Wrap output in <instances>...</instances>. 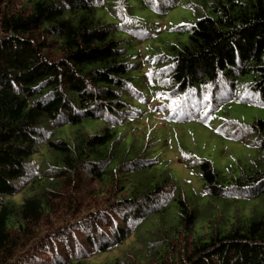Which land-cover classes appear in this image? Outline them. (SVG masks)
<instances>
[{
	"label": "trees",
	"instance_id": "trees-1",
	"mask_svg": "<svg viewBox=\"0 0 264 264\" xmlns=\"http://www.w3.org/2000/svg\"><path fill=\"white\" fill-rule=\"evenodd\" d=\"M129 1L0 0V264H91L116 250L103 264H264V214L196 233L197 206L158 171L156 136L134 126L138 95L189 100L242 79L264 98V0L189 1L203 16L148 71L132 62L149 35ZM138 1L163 15L177 0ZM248 128L260 164L226 177L196 164L211 206L264 194V122Z\"/></svg>",
	"mask_w": 264,
	"mask_h": 264
},
{
	"label": "rangeland",
	"instance_id": "rangeland-1",
	"mask_svg": "<svg viewBox=\"0 0 264 264\" xmlns=\"http://www.w3.org/2000/svg\"><path fill=\"white\" fill-rule=\"evenodd\" d=\"M189 1L177 0L172 9H163V15L142 7L138 0L129 1L133 7L132 15L138 22V32L146 31L149 35V39L132 45L130 53L135 56L132 59L134 64L141 63L143 70L148 71L152 61L163 54L168 45L186 43V34H180L177 30L182 24H194L196 18L204 14L200 12L197 15L187 6ZM170 2L172 5V0H166L161 5ZM245 81L236 80L232 88V84L226 80L219 85L216 95L201 94L189 100L180 97L171 100L166 94L147 96L143 103L139 95L134 100L136 120H139L134 126H142L144 131H151V135L157 138L156 154L165 163L157 167L158 171H165L171 176L185 198L194 202L199 210L195 226L198 234L203 232L208 221L225 229L222 221L215 222V217L228 222L236 216L248 219L252 215L264 214V194L255 199L235 201L234 204L222 203L217 199L211 200L212 206L206 203L208 198H201L204 185L196 167L199 160L205 159L216 172L226 177L228 169L234 173L238 166H249L263 156V153L248 145L252 137L248 126L257 120L264 122V98L252 93ZM229 88L233 89V93H228ZM102 126L101 121H91L85 123L83 128L88 134L95 135ZM130 129L133 131V128ZM70 130V127L62 128L58 137L70 140ZM129 139L127 137V143ZM241 140L248 143L244 144ZM22 199L17 196L15 201L20 203ZM171 208L174 210V205ZM117 256H121L119 250L94 258L90 263H108Z\"/></svg>",
	"mask_w": 264,
	"mask_h": 264
}]
</instances>
